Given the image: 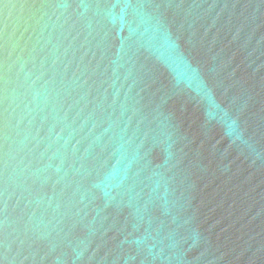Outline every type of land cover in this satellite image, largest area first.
I'll use <instances>...</instances> for the list:
<instances>
[{
  "label": "water",
  "instance_id": "1",
  "mask_svg": "<svg viewBox=\"0 0 264 264\" xmlns=\"http://www.w3.org/2000/svg\"><path fill=\"white\" fill-rule=\"evenodd\" d=\"M0 264H264V0H0Z\"/></svg>",
  "mask_w": 264,
  "mask_h": 264
}]
</instances>
